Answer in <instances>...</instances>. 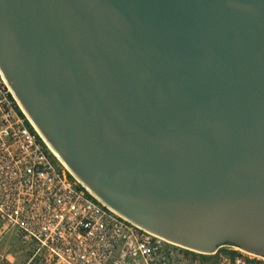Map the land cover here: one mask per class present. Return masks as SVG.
I'll return each instance as SVG.
<instances>
[{
    "label": "water",
    "instance_id": "95a60500",
    "mask_svg": "<svg viewBox=\"0 0 264 264\" xmlns=\"http://www.w3.org/2000/svg\"><path fill=\"white\" fill-rule=\"evenodd\" d=\"M0 76L104 206L264 258V0H0Z\"/></svg>",
    "mask_w": 264,
    "mask_h": 264
},
{
    "label": "built area",
    "instance_id": "2783aa9c",
    "mask_svg": "<svg viewBox=\"0 0 264 264\" xmlns=\"http://www.w3.org/2000/svg\"><path fill=\"white\" fill-rule=\"evenodd\" d=\"M28 122L0 76V264H182L181 247L125 220L71 180ZM7 237L14 239L9 247ZM235 264L245 260L236 257Z\"/></svg>",
    "mask_w": 264,
    "mask_h": 264
},
{
    "label": "rangeland",
    "instance_id": "374dc122",
    "mask_svg": "<svg viewBox=\"0 0 264 264\" xmlns=\"http://www.w3.org/2000/svg\"><path fill=\"white\" fill-rule=\"evenodd\" d=\"M13 241H14L13 238L7 237L6 238L7 246L9 247V245H11ZM18 243L19 244L15 245V246L19 247V248H23V244H21L20 242H18ZM180 250H181V252L184 255L182 264H225L224 258L225 257H229L231 259L232 257L229 254L231 252L237 253L235 255V258L236 257H243V259L245 260V263L248 260H251V261H255L257 264H264V258L248 254V253L242 251L241 249H239V248H237L235 246H227V245H225V246L221 247L215 254L207 255V256H212V258H210L208 260H203L199 256V255H202V254H199L197 252H192V251L186 250L185 248H182V247H181ZM223 250H225V251H227L229 253L223 252ZM21 258H23V257H21ZM19 260H21V259H19ZM231 264H232V259H231Z\"/></svg>",
    "mask_w": 264,
    "mask_h": 264
},
{
    "label": "trees",
    "instance_id": "16d2710c",
    "mask_svg": "<svg viewBox=\"0 0 264 264\" xmlns=\"http://www.w3.org/2000/svg\"><path fill=\"white\" fill-rule=\"evenodd\" d=\"M27 124H28V126H29L31 132L37 135V133L35 132V130L33 129V127L30 125V123L28 122ZM37 136H38V135H37ZM38 140L44 145L42 139H41L39 136H38ZM44 146H45V145H44ZM51 156L53 157V155H51ZM53 158H54V157H53ZM70 179H71V180H74V178H73L72 176H70ZM17 248H19V247H17ZM223 252H227V251L223 250ZM227 253H229V252H227ZM229 254H230V256L232 257V258H231V259H232V264H235V255H236L237 253L231 252V253H229ZM199 256H200L203 260H208V259L212 258V256H207V255H199ZM245 264H257V263H256L255 261L248 260Z\"/></svg>",
    "mask_w": 264,
    "mask_h": 264
},
{
    "label": "flooded vegetation",
    "instance_id": "af4514ba",
    "mask_svg": "<svg viewBox=\"0 0 264 264\" xmlns=\"http://www.w3.org/2000/svg\"><path fill=\"white\" fill-rule=\"evenodd\" d=\"M231 244H232L233 246L238 245V244H236V243H234V242H233V243L225 242V244H222V245L225 246V245H231ZM239 246H240V245H239Z\"/></svg>",
    "mask_w": 264,
    "mask_h": 264
}]
</instances>
